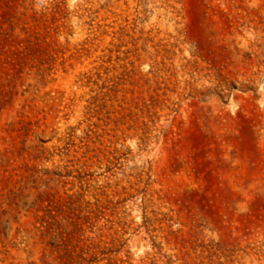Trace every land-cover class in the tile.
<instances>
[{
    "label": "rangeland",
    "instance_id": "rangeland-1",
    "mask_svg": "<svg viewBox=\"0 0 264 264\" xmlns=\"http://www.w3.org/2000/svg\"><path fill=\"white\" fill-rule=\"evenodd\" d=\"M0 264H264V0H0Z\"/></svg>",
    "mask_w": 264,
    "mask_h": 264
}]
</instances>
